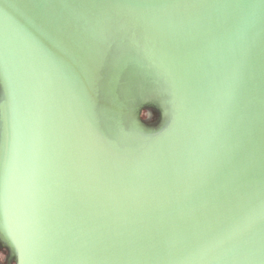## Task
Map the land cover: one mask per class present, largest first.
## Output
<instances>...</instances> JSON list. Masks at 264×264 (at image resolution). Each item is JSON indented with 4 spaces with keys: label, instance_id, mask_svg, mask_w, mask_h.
I'll use <instances>...</instances> for the list:
<instances>
[{
    "label": "water",
    "instance_id": "95a60500",
    "mask_svg": "<svg viewBox=\"0 0 264 264\" xmlns=\"http://www.w3.org/2000/svg\"><path fill=\"white\" fill-rule=\"evenodd\" d=\"M0 264H264V0H0Z\"/></svg>",
    "mask_w": 264,
    "mask_h": 264
}]
</instances>
